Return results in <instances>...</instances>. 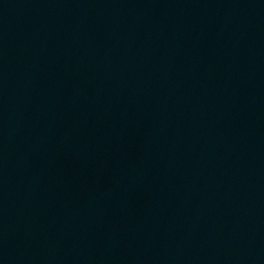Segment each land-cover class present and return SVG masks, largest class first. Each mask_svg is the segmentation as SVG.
Returning a JSON list of instances; mask_svg holds the SVG:
<instances>
[{
	"label": "water",
	"instance_id": "1",
	"mask_svg": "<svg viewBox=\"0 0 264 264\" xmlns=\"http://www.w3.org/2000/svg\"><path fill=\"white\" fill-rule=\"evenodd\" d=\"M0 264H264V0H0Z\"/></svg>",
	"mask_w": 264,
	"mask_h": 264
}]
</instances>
